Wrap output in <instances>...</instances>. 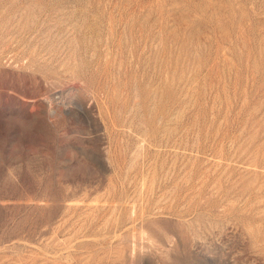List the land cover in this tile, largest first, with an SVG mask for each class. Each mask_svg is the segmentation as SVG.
I'll use <instances>...</instances> for the list:
<instances>
[{"label":"rangeland","instance_id":"374dc122","mask_svg":"<svg viewBox=\"0 0 264 264\" xmlns=\"http://www.w3.org/2000/svg\"><path fill=\"white\" fill-rule=\"evenodd\" d=\"M0 264H264V0H0Z\"/></svg>","mask_w":264,"mask_h":264}]
</instances>
